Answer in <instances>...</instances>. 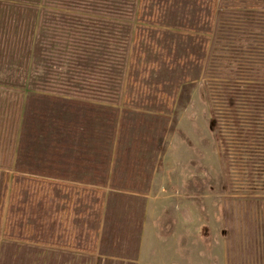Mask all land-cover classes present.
I'll return each mask as SVG.
<instances>
[{"label":"rangeland","instance_id":"1","mask_svg":"<svg viewBox=\"0 0 264 264\" xmlns=\"http://www.w3.org/2000/svg\"><path fill=\"white\" fill-rule=\"evenodd\" d=\"M17 3L0 0V264H264V0H136L90 100L49 92L39 51L23 70Z\"/></svg>","mask_w":264,"mask_h":264},{"label":"trees","instance_id":"2","mask_svg":"<svg viewBox=\"0 0 264 264\" xmlns=\"http://www.w3.org/2000/svg\"><path fill=\"white\" fill-rule=\"evenodd\" d=\"M134 2L18 0L17 4H32L17 6V61L26 70L35 63L32 51H39L43 63L56 69L47 73L54 85L49 92L58 88L66 91L57 93L76 100L93 99L96 89L107 91L114 69L127 55L129 39L124 27L135 17ZM96 96L107 101L108 96Z\"/></svg>","mask_w":264,"mask_h":264}]
</instances>
